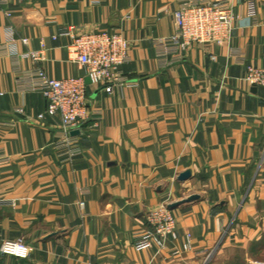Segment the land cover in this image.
Listing matches in <instances>:
<instances>
[{"label":"crops","instance_id":"crops-1","mask_svg":"<svg viewBox=\"0 0 264 264\" xmlns=\"http://www.w3.org/2000/svg\"><path fill=\"white\" fill-rule=\"evenodd\" d=\"M223 1L237 15L230 39L192 44L171 65L154 41L172 34L176 0H21L0 15V243L30 248L27 258L0 253V264L264 262V87L244 80L247 66H264V0ZM72 26L122 33L131 60L121 86L86 82L100 113L73 134L80 154L61 161L60 117H38L45 99L24 80L37 68L86 79L67 59ZM29 50L40 58L21 56ZM174 202L177 239L136 251L147 212Z\"/></svg>","mask_w":264,"mask_h":264},{"label":"built area","instance_id":"built-area-1","mask_svg":"<svg viewBox=\"0 0 264 264\" xmlns=\"http://www.w3.org/2000/svg\"><path fill=\"white\" fill-rule=\"evenodd\" d=\"M21 0H0V15L10 18L14 13V4ZM173 12L174 29L171 35L157 38L154 46L158 59L163 65H171L183 58L185 51L195 43L223 45L231 37L237 15L233 7L223 0H176ZM10 27V26H8ZM10 33L11 29L9 28ZM9 44L17 55L13 35L9 34ZM69 43L67 59L82 66L90 83L101 85L110 91L114 86H121L127 81L122 66L131 60L129 40L120 32L100 30L76 33L72 26L68 28ZM27 43V38H22ZM44 48V44H41ZM171 56V58L169 57ZM38 60L40 53L29 50L21 55ZM238 61L241 55H236ZM214 58V56H212ZM24 89L38 91L45 99L44 114L59 115L60 126L58 139L53 147L61 161H70L80 154L76 137L72 131L91 117L99 116V111L89 108L86 93L85 76H68L64 78L49 77L40 68L25 73ZM244 80L250 85L264 87V66L249 65ZM22 112V109H18ZM9 161V157L0 154V163ZM81 209L85 202L78 200ZM84 215V214H83ZM176 217L167 203H162L146 214L145 225L134 242L136 251L149 248L157 250L168 242L177 239ZM185 245L190 247L191 236L184 235ZM29 245L21 240L5 239L0 243V253L17 258H27ZM178 251L175 250L176 254ZM254 264H264L256 261Z\"/></svg>","mask_w":264,"mask_h":264},{"label":"water","instance_id":"water-1","mask_svg":"<svg viewBox=\"0 0 264 264\" xmlns=\"http://www.w3.org/2000/svg\"><path fill=\"white\" fill-rule=\"evenodd\" d=\"M85 81L87 83H90V79L88 77H86ZM255 89H256V86H252L251 90L255 91ZM76 133H77L76 130L71 132V134H76ZM189 177H190V171L189 170H186V171H184L178 175L179 180H184V179H187ZM196 197H197L196 195H191L188 198H186V200H184V201H191V200L195 199ZM179 203L180 202H174V203L168 204V208L172 209V208L176 207Z\"/></svg>","mask_w":264,"mask_h":264}]
</instances>
